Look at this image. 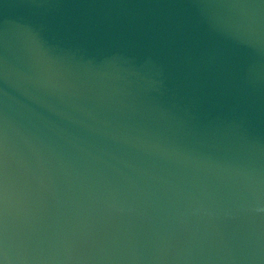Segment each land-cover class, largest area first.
Returning <instances> with one entry per match:
<instances>
[{"label":"water","instance_id":"water-1","mask_svg":"<svg viewBox=\"0 0 264 264\" xmlns=\"http://www.w3.org/2000/svg\"><path fill=\"white\" fill-rule=\"evenodd\" d=\"M0 264H264V0H0Z\"/></svg>","mask_w":264,"mask_h":264}]
</instances>
